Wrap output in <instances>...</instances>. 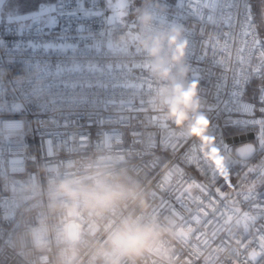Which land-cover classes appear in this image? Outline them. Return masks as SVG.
Listing matches in <instances>:
<instances>
[{
    "label": "built area",
    "instance_id": "obj_1",
    "mask_svg": "<svg viewBox=\"0 0 264 264\" xmlns=\"http://www.w3.org/2000/svg\"><path fill=\"white\" fill-rule=\"evenodd\" d=\"M159 1L142 10L151 11L156 24L183 26L188 40V80L194 82L189 67L192 41L188 30L195 22L188 19L180 23L171 18V6L176 0ZM56 7L55 22L39 29L25 25L21 31L22 27L14 24L0 26V264H48L41 259L46 253L38 251L28 235L38 217L22 210L41 204L50 181L79 174L83 164L94 161L97 153H103L106 161L139 180L146 188L151 213L161 221L171 222L175 239L169 238L165 243L169 250L168 264H209L212 248L197 246L187 225L170 211L161 209L154 188L155 179L160 178L157 173L162 174L163 167L154 173L136 155L152 150L147 131L157 129L146 130L141 124V121L146 124L150 115L188 137L166 118L165 109L155 98L160 82L150 75L143 53L132 40L137 16L108 21L106 0H58ZM195 27L194 50L200 54V26ZM236 57L233 48V63ZM192 66L196 67L194 59ZM199 67L197 111L210 119L217 142L228 149L224 155L229 159V172L235 184L246 167L264 164V150L260 147L248 158L234 152L235 146L248 141L257 145L259 129L251 115L222 109L209 111L216 104V83L222 69L213 65L211 49L209 59ZM227 75L231 78L233 72L228 71ZM117 78L124 87H113ZM133 83L135 88L131 87ZM259 84V80H252L242 96L243 102L256 107L255 117L264 115L259 111L264 107L260 103L264 96ZM129 99L146 111L139 114L127 111ZM130 116L136 118L129 119ZM233 119L239 123L232 124ZM210 128L207 125L206 135ZM228 128L241 133L226 135ZM133 131L143 135L133 137ZM249 131L253 133L252 139L240 140V134ZM227 137H237L238 141L230 143ZM134 140L140 142L133 143ZM212 145V140L201 144L206 158H211L208 150L212 151ZM212 154L220 155L213 151ZM156 155L168 157L169 153L157 149ZM219 163L214 160L213 166L218 168ZM191 171L197 179H203L195 169ZM192 195L195 206L199 193ZM256 197L264 201V185L257 188ZM221 255L227 253L221 251ZM226 264L235 262L228 260ZM256 264H264V257Z\"/></svg>",
    "mask_w": 264,
    "mask_h": 264
},
{
    "label": "snow or ice",
    "instance_id": "obj_2",
    "mask_svg": "<svg viewBox=\"0 0 264 264\" xmlns=\"http://www.w3.org/2000/svg\"><path fill=\"white\" fill-rule=\"evenodd\" d=\"M106 6L109 11L108 21L115 20L117 12L128 7L127 0H106ZM171 12V18L177 22L184 23L188 19L195 22L188 30L192 41L189 53L191 79L200 83L199 65L209 59V49L213 65L222 69L216 83V104L209 111L222 109L227 113L235 111L244 116H253V123L259 129L257 145H250L247 151L254 154L257 147L264 150V115L255 117L256 107L242 100L252 80L260 81L258 89L261 96H264V0H176L171 6ZM45 16L47 14L29 15L22 19L31 22L26 25L29 29H39L52 23L51 18L45 19ZM195 24L200 26V54L194 50L197 43ZM208 28L211 30L206 31ZM233 48L237 52L234 63ZM193 59L196 67L192 66ZM228 71L233 72L231 78L227 75ZM140 86L143 88V82ZM113 87L122 88L124 85L117 78ZM131 87L135 88L136 84H131ZM260 103L264 104V99ZM127 104L129 112L139 114L146 111L142 105L136 106L131 99ZM259 111L264 113V107ZM205 122L210 128V119ZM230 122L234 125L239 123L234 119ZM141 124L146 130L157 129L147 131L152 150L138 152L136 155L154 173L161 167L164 169L162 174L157 173L160 178L155 179L154 188L161 209L170 211L187 225L188 233L197 241V246L212 248L209 264H226L228 260L235 264H256L260 257H264V201L256 197L257 188L264 185V164L246 167L233 184L229 159L224 155L228 149L221 148L214 128H210L207 137L213 142L212 151L220 155L206 158V154L201 152L199 141H191L189 137L177 134L166 122H158L155 116H148L147 123L141 121ZM132 135L137 137L143 133L133 131ZM81 138H84L83 135ZM157 149L169 153V156L156 155ZM145 157L153 159L146 160ZM213 159L220 161L218 168L213 166ZM192 169L203 179H197ZM194 192L199 193L195 197V206ZM188 242L191 243V240ZM221 251L227 255L222 256Z\"/></svg>",
    "mask_w": 264,
    "mask_h": 264
},
{
    "label": "clouds",
    "instance_id": "obj_3",
    "mask_svg": "<svg viewBox=\"0 0 264 264\" xmlns=\"http://www.w3.org/2000/svg\"><path fill=\"white\" fill-rule=\"evenodd\" d=\"M136 19L132 40L160 82L155 98L166 118L191 140L210 141L197 85L188 80L185 29L156 24L149 10ZM22 211L38 217L28 235L48 264H168L165 243L175 239L171 222L151 213L145 186L103 153L79 174L50 181L42 203Z\"/></svg>",
    "mask_w": 264,
    "mask_h": 264
},
{
    "label": "rangeland",
    "instance_id": "obj_4",
    "mask_svg": "<svg viewBox=\"0 0 264 264\" xmlns=\"http://www.w3.org/2000/svg\"><path fill=\"white\" fill-rule=\"evenodd\" d=\"M56 1L57 0H0V24H14L18 27H22L31 23L28 20H23V17L29 15L41 16L42 14H47L45 19L51 18L52 23H54L57 18ZM150 3H160V1L127 0L128 7L123 8L122 12H117L116 19L110 22L133 19ZM108 16L109 11L107 9V18ZM18 17L21 19L19 20Z\"/></svg>",
    "mask_w": 264,
    "mask_h": 264
},
{
    "label": "water",
    "instance_id": "obj_5",
    "mask_svg": "<svg viewBox=\"0 0 264 264\" xmlns=\"http://www.w3.org/2000/svg\"><path fill=\"white\" fill-rule=\"evenodd\" d=\"M252 137H253V133L251 131H249L247 133H242L239 136L240 140H246V139L250 140V139H252ZM227 141L230 143H234V142H237L238 139H237V137H233V138L227 137ZM250 145H254V143L251 141H248V142H245L243 144L235 146V148H234L235 154L239 157H242V158L250 157L251 154L247 151V149ZM241 153H243V155Z\"/></svg>",
    "mask_w": 264,
    "mask_h": 264
},
{
    "label": "trees",
    "instance_id": "obj_6",
    "mask_svg": "<svg viewBox=\"0 0 264 264\" xmlns=\"http://www.w3.org/2000/svg\"><path fill=\"white\" fill-rule=\"evenodd\" d=\"M262 34H264V30H262ZM226 135H232V134H237V133H241V131L237 130V129H232V128H228L226 129Z\"/></svg>",
    "mask_w": 264,
    "mask_h": 264
},
{
    "label": "crops",
    "instance_id": "obj_7",
    "mask_svg": "<svg viewBox=\"0 0 264 264\" xmlns=\"http://www.w3.org/2000/svg\"><path fill=\"white\" fill-rule=\"evenodd\" d=\"M58 1V0H57ZM57 1H56V5H57ZM5 24H0V26H4Z\"/></svg>",
    "mask_w": 264,
    "mask_h": 264
}]
</instances>
